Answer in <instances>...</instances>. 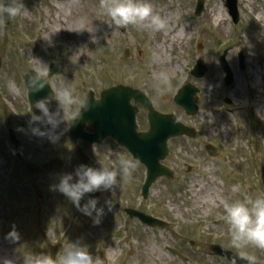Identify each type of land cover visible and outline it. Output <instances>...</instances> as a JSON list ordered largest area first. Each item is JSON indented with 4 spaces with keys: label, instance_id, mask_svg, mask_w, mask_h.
<instances>
[{
    "label": "rangeland",
    "instance_id": "1",
    "mask_svg": "<svg viewBox=\"0 0 264 264\" xmlns=\"http://www.w3.org/2000/svg\"><path fill=\"white\" fill-rule=\"evenodd\" d=\"M198 1L151 0L154 10L162 17L165 18L166 11L175 13L170 26H192L190 38L181 47L169 50L166 43L160 53L181 64L178 74L168 77L171 81L169 90L165 91L163 84L152 78L153 73L160 72L159 63L151 62L160 43L159 36H152L149 30L133 25L121 31L112 25L110 17L102 13L99 0H23L27 12L12 18L9 25L5 26L0 16L1 80L7 76L8 81L13 80L10 73L15 76L27 68L40 70V61L48 67L51 63L65 66L62 78L54 83L62 80L60 86L70 85L77 95V102L90 92L98 97L118 85L145 92L158 111L176 115L198 132L195 139L180 138L169 143L171 152L164 164L179 172L181 182L174 191L161 184L154 185L150 203L158 210L164 208L173 212L175 207L174 211L181 212L175 215L176 230L196 233L200 228L201 235L208 233L207 237L215 242L232 246L220 201L264 195L260 181L261 165H264V76L258 74L264 69V20L256 19L258 12L264 13V0H238V25L234 24L225 0H205L204 12L199 17L195 16ZM219 8L223 10L224 20L215 24L211 16ZM89 11L102 26L91 40L88 39L91 28H87L79 44H92L90 62L79 51L71 50V31ZM55 15L61 18V31L56 36L51 34L52 25L48 20L49 16ZM174 31L175 27L171 34ZM126 48L131 52L128 59L124 58ZM225 51L235 77L231 86H225V74L218 61ZM241 52L245 55L244 71L239 63ZM199 59L208 68L202 79L191 74ZM187 82L200 90L199 114L192 118L187 117L173 101ZM225 99L231 100L232 104L226 105ZM73 114L69 111L68 117ZM144 124L141 126L146 128ZM208 144L217 148V158H211L205 152L204 147ZM20 172L23 171L0 151V249L13 251L15 264H23L24 254L32 252L37 233V244L42 242L43 221V230H50L44 232L50 243H56V239L61 242L64 238L61 229L66 224L65 220L56 227L54 215L58 216L63 208L55 205L54 194L51 200L41 196L40 190L30 186L32 180ZM47 180L48 177H38L37 186L47 185ZM198 185H216L218 188L215 202L207 209L200 208ZM233 186L238 189L234 191ZM38 200L39 205H35ZM50 205V209L54 207L51 209L54 215L46 211V217L45 208ZM216 221H220L219 224ZM13 227L19 233V240L7 238ZM75 237L76 231L68 242H74ZM246 251L264 257V250L249 246Z\"/></svg>",
    "mask_w": 264,
    "mask_h": 264
},
{
    "label": "flooded vegetation",
    "instance_id": "2",
    "mask_svg": "<svg viewBox=\"0 0 264 264\" xmlns=\"http://www.w3.org/2000/svg\"><path fill=\"white\" fill-rule=\"evenodd\" d=\"M35 71L41 73L54 91L61 87L62 80L54 82L62 78L63 74L49 78L46 69L27 68L15 76L9 74L21 89L19 94L14 95L8 88V76L1 80L2 70H0V151L9 156L13 164L23 171L19 174L32 180L30 181L32 189L40 190V193H43L41 196L50 197L49 200L54 194L55 205L63 210L57 216L51 210L54 207L50 209L51 205L47 206L45 208L46 217V211H50L56 217V227L66 220L65 226L61 229L64 238L61 242L56 239V243H50L46 239L44 232L46 233L49 229L43 230L45 224L43 221L41 225L42 242L37 244V233L33 240L35 244L31 248L32 253L37 254L36 251L40 250V253H49L54 258L57 254L62 255L70 243L68 241L73 239L76 231L77 237L74 242L87 245L90 254L93 257L99 256L102 264H231V261L214 255L213 246H224L237 255H239V250L221 241L215 242L207 237L208 233L203 232L201 235L200 228L196 229V233L176 230L175 215L181 212L174 211L175 207L173 212L161 206L159 208L162 209L158 210L153 203H150L154 186L150 189L149 196L145 197L143 195L147 173L145 166L133 159L129 152L119 146L111 136L95 143L83 138H79L76 142L71 140L70 124L73 116L80 112L84 99L79 101V98L77 105L72 106L76 111L71 118L67 116V120L59 126L57 130L59 139L55 143L50 142L47 137L32 135L30 130L18 131L20 128L28 129L32 108L29 92L25 87V79L30 72ZM99 97L100 95L95 96L97 99ZM57 103L54 96L49 99L50 109L56 108ZM137 109V131L142 133L149 127L148 110L140 105H137ZM142 123H145L146 128L141 126ZM41 127L45 126L41 125ZM83 131V134L87 135L96 133V130L89 125H86ZM97 132V139H101L104 132L102 127H99ZM13 139L15 140L14 145ZM122 155L132 158L136 162V167L132 171L131 178L121 181L113 190L93 193L100 198L101 205L106 199L113 202L111 211L105 205V214L98 224L78 210L62 193L51 190V186L58 183L62 173L74 172L77 166L83 164L80 156L88 162L87 165L93 167L119 168V158ZM26 163H34L43 167L44 173L40 175L27 173ZM168 167L173 172V178L158 179L154 185L161 184L174 191L181 182L179 172L172 166ZM38 177H48L47 185L38 187L36 181ZM176 204L179 206V202ZM35 205H39V200ZM150 217L157 218L161 222L152 224ZM65 240L67 242L64 243ZM253 255L256 256V264H264L262 254Z\"/></svg>",
    "mask_w": 264,
    "mask_h": 264
},
{
    "label": "clouds",
    "instance_id": "3",
    "mask_svg": "<svg viewBox=\"0 0 264 264\" xmlns=\"http://www.w3.org/2000/svg\"><path fill=\"white\" fill-rule=\"evenodd\" d=\"M99 8L103 14L111 18L112 25L116 27L136 26L138 29L162 31L167 27V21L153 8L151 0H99ZM23 0H0V16L7 14L12 19L22 13H26ZM85 18L78 21L79 28H83ZM164 57L153 53L152 63H162ZM40 63L41 69H49L46 64ZM36 75L25 80V87L31 93L39 92L46 86V80L39 71ZM153 80L163 84L164 90L171 88L170 79L164 74L153 73ZM9 91L12 94H19L21 89L14 80L8 82ZM55 97L57 106L54 109L49 107V99ZM95 104L86 103L84 109L91 110L97 107ZM77 97L70 85L61 86L58 90L51 91L49 97L35 100L31 103L32 113L28 121V129L20 128L18 131H31V134L38 137H47L50 142L55 143L59 139L58 129L61 123L67 120L71 109L75 112ZM33 109L35 111H33ZM81 118V112L73 116V121ZM44 125L45 127H41ZM136 162L132 159L121 156L119 168L105 166L93 167L87 164H80L74 172L62 173L58 183L51 186V190L59 191L72 202L84 215L99 223L105 214V205L111 211L113 202L105 200L100 204V198L88 195L95 192L111 191L123 180L130 179ZM119 178V179H118ZM238 186H233L237 190ZM87 196L85 203H81ZM223 208V219L229 227L231 245L239 250V256H234L231 264H238V259H243L246 264H256V256L249 254L246 249L249 246L264 250V195H245L243 199L220 201ZM7 238L19 240V233L15 227L8 233ZM0 264H15L14 261L5 260ZM23 264H102L99 256L93 257L88 251V246L79 242H70L63 254H57L54 258L49 253L24 254Z\"/></svg>",
    "mask_w": 264,
    "mask_h": 264
},
{
    "label": "water",
    "instance_id": "4",
    "mask_svg": "<svg viewBox=\"0 0 264 264\" xmlns=\"http://www.w3.org/2000/svg\"><path fill=\"white\" fill-rule=\"evenodd\" d=\"M204 5V0L198 2L196 10L197 16L203 12ZM226 6L234 19V23L238 24L240 20L238 0H226ZM10 20L11 19L7 17V14H5V24H9ZM125 57H129V50L126 51ZM221 62L227 73L226 83L227 85H230L233 82V74L227 65L226 53L222 57ZM240 62L241 68L244 69L245 64L243 54L240 55ZM62 72L63 67L61 65L52 64L49 75L61 74ZM206 72L207 68L205 67V64L202 60H199L198 65L195 67L192 74L196 78H202ZM29 77H32V75H29L27 79ZM197 93L198 89L187 83L175 97V103L182 107L188 116H195L198 112ZM49 94H51V89L49 84L46 83L43 90L35 93L30 92V101L33 103L35 100H38L37 97H49ZM132 99H134L136 103H141L149 110L150 130L147 133H137V109L131 105ZM95 101L93 94H90L85 100L81 111V118H77L72 123V139L76 141L79 136H82L83 128L86 124L95 126L97 129L102 127V131L104 132L101 138L111 135L121 146L127 148L134 158L140 160L147 166L148 179L144 186L145 195L148 193L152 183L158 177H171L169 170L161 165V161H163L169 153L168 141L178 136L187 135L194 138L197 135L194 129L184 126L173 115H165L157 112L153 108L150 100L144 94L139 91H134L131 88L118 86L106 90L102 93L101 100H99L100 104L97 107H94L91 110L84 109L86 103L89 102L95 104ZM82 137L91 142L96 140L95 137ZM14 144L15 140L13 139V145ZM205 149L212 157L217 156V150L213 146L207 145ZM80 159L83 164H87L84 158L80 157ZM26 170L30 174L43 173L42 168L34 164H26ZM262 179L264 181V168L262 171ZM86 200L87 196L81 201V203H85ZM220 253L231 260L235 256L227 251H220ZM241 260L242 259H238V262Z\"/></svg>",
    "mask_w": 264,
    "mask_h": 264
},
{
    "label": "bare ground",
    "instance_id": "5",
    "mask_svg": "<svg viewBox=\"0 0 264 264\" xmlns=\"http://www.w3.org/2000/svg\"><path fill=\"white\" fill-rule=\"evenodd\" d=\"M158 11H162L161 9H158ZM77 14L80 15V12H77ZM175 16V13L171 11H166L165 12V19L167 21V29H164L162 31H155V30H149V34L152 36L158 35L160 38V43L155 48V52L160 54L162 50H164V44H168L169 50H172L173 48H179L182 46V44L190 38V31L192 30L191 25H186L183 26L181 25L180 27L176 26H170V22H172L173 18ZM212 19L215 22V24H220L224 20V15H223V10L222 8H219L218 10L214 11L212 13ZM85 18L87 22L84 23L83 28H79V26L76 29H73L71 31L72 34V42H71V50L74 51H79L81 53V56L85 58L88 62L91 61V52L90 48L92 44L90 42L86 43L85 46H79L82 42V37L87 28H91L89 32V37L88 39H92V36L98 35L100 32V28L102 26L98 21V18L96 16L91 15V11L88 12V14H85ZM256 19L264 20V13L263 12H258L256 14ZM49 23L52 25V30L51 34L53 35H58L61 31V18L57 15L55 16H49L48 17ZM98 24V25H96ZM90 26V27H87ZM175 27V31L173 34H171L170 31H172ZM169 38V39H168ZM164 57V56H163ZM181 69V64L178 61H174L171 58H165L163 59L162 63H159V74H164L167 77H174L178 74V72ZM258 74L260 76H264V69L259 71ZM263 78V77H262ZM197 186V184H196ZM198 185L197 192L200 194V208H208L209 204H213L216 200L217 197V186L216 185H208L207 187H199ZM14 259V253L11 250H4L2 251L0 249V260L5 261V260H13Z\"/></svg>",
    "mask_w": 264,
    "mask_h": 264
}]
</instances>
